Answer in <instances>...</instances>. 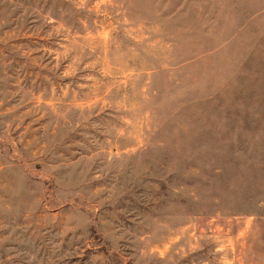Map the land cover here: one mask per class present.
Segmentation results:
<instances>
[{"label":"rangeland","instance_id":"obj_1","mask_svg":"<svg viewBox=\"0 0 264 264\" xmlns=\"http://www.w3.org/2000/svg\"><path fill=\"white\" fill-rule=\"evenodd\" d=\"M0 264H264V0H0Z\"/></svg>","mask_w":264,"mask_h":264}]
</instances>
